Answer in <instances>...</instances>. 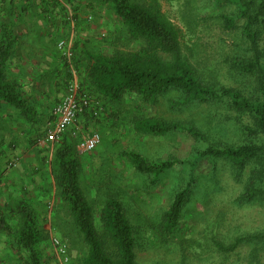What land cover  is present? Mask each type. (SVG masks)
<instances>
[{"label": "rangeland", "instance_id": "obj_1", "mask_svg": "<svg viewBox=\"0 0 264 264\" xmlns=\"http://www.w3.org/2000/svg\"><path fill=\"white\" fill-rule=\"evenodd\" d=\"M133 1L149 4L154 0ZM219 1L156 0L162 13L181 31L183 55L199 70L202 79L218 88L238 89L249 97L254 91V80L238 75L230 64L233 58L246 54L247 44L240 28L229 30L222 20L223 15L234 17L237 8L228 0ZM100 13L95 20H89L88 13H82L83 19L89 24L90 21L92 23L88 27L87 35L91 48L98 51L104 49L108 53H129L143 47L142 42L128 38L112 12L103 9ZM178 98V94L172 93L157 105L150 106L138 98L126 97L116 106L106 104L105 110L99 114L100 120L92 115L88 125L84 126L82 122L78 125L80 137L88 136L92 132H98L102 136L101 144L94 152L82 153L76 146L85 195L93 205L97 219L109 197L114 196L122 201L136 229L138 264H252L253 246L241 245L233 254H224L214 245L219 242L230 246L237 238L264 233V207L258 204L242 205L238 201L244 192L250 170L239 181L233 166L223 159L197 161L198 154L208 145L238 146L248 142L243 129L253 127L252 119L249 116L239 119L237 113L231 112L221 103L203 107L190 106L184 110L176 106L174 110L170 109L169 100ZM137 116L158 117L169 122L188 124L205 137L199 141L187 134H170L161 138L141 135L135 132L132 125ZM1 125L0 120V127ZM4 125L9 126L8 122ZM31 126L30 132L35 131V126ZM19 133H23L22 130L19 129ZM67 137L73 143L77 141L71 133H67ZM7 141L0 139V152L10 151ZM20 144L22 143H17ZM54 150L55 147H51L45 151L54 153ZM123 152L138 153L153 163L179 161L185 165H176L155 180L136 172L122 156ZM12 158L10 156L9 159ZM5 161V158H0V172ZM43 165V170L46 171L48 167L52 172L53 156L47 165ZM38 174L36 176L39 177L36 178L46 179L42 189L48 191V186H51L53 190L49 196L40 198L44 190L39 192L40 188L35 186L34 198H23L22 201L42 209L40 227L45 237L41 247L43 259L46 264H62L53 243V239L58 238L69 249L68 264H82L86 248L80 235L74 231L77 247L72 248L70 242L59 232L65 228L62 223L68 220V216H65L66 210L64 211L55 180L52 175L46 178L45 174ZM8 182L0 180L2 185ZM189 182L192 185L188 186V201L178 233L173 237L164 235L160 229L163 215L175 194L188 188L186 186ZM32 193L28 192L29 195ZM2 194L4 192H0V209L7 215L12 208L15 209L14 204L17 201ZM45 199L47 203L43 206ZM8 204L11 207L6 212L4 209L7 206L4 205ZM53 205L63 209L56 219ZM9 219L12 225L19 226L16 217L11 216ZM7 243V238L0 237V257L3 258L0 264H25L23 261L27 257L10 251ZM260 257L264 264V250L260 251Z\"/></svg>", "mask_w": 264, "mask_h": 264}, {"label": "trees", "instance_id": "obj_2", "mask_svg": "<svg viewBox=\"0 0 264 264\" xmlns=\"http://www.w3.org/2000/svg\"><path fill=\"white\" fill-rule=\"evenodd\" d=\"M9 1L11 4L13 0ZM216 1L218 3L219 0ZM228 2L236 6L237 14L234 17L223 15V23L229 30L240 28L248 47L245 55L233 58L230 64L238 75L254 80V91L249 97L238 89L218 88L202 79L199 70L183 55L181 31L162 13L156 0L149 4L133 0H45L44 5L49 18L53 21L60 19L64 27L78 24L83 12L88 13L89 20H95L103 9L112 12L128 38L143 43V47L134 52L108 53L104 49L98 51L91 48L89 39L83 42L75 35L71 37L72 33L69 32L65 40L66 44L71 40L73 42L72 59L69 61L64 51L59 49V44L64 40L56 31V49L62 54L68 73L64 79L66 89L73 81L75 72L82 91L95 103H101L97 109L98 116L92 113L95 119L100 120L99 114L105 110L106 104L116 106L126 97H135L144 104L155 106L172 93L179 95L178 99L169 100L172 110L175 106L184 110L190 106L203 107L221 103L231 112L237 113L239 119L249 116L253 127L243 129L248 142L238 146L208 145L198 154L197 161L223 159L233 166L239 181L246 177L249 169L244 192L238 201L242 205L258 204L264 207V0ZM19 38L20 36H14L10 24L0 23V101L27 116L33 111L29 102L21 96L18 85L10 82L7 70ZM132 125L136 133L157 138L170 134H187L200 141L205 137L193 126L158 117L137 116ZM71 141L65 134L56 144L53 153L51 175L65 207V216H68V220L62 223L65 228L59 232L70 242L72 248L77 247L74 231L80 235L86 248L82 264H138L136 229L124 204L117 197H109L97 219L93 205L82 188L81 165L76 151L78 142ZM122 156L136 172L155 180L176 165H185L179 161L149 162L135 152H123ZM191 185L189 182L186 187ZM189 187L175 194L164 213L160 226L162 234L173 237L178 233L188 201ZM48 188V191L45 188L42 191V198L49 196L53 190L51 186ZM15 204V209L12 208L7 215L0 209V237L7 238L10 251L27 257L23 261L25 264H46L41 253L45 237L40 227V210L25 201ZM53 207L56 219L63 209H58L55 205ZM11 216L18 219V227L12 225L9 219ZM214 245L224 254H233L241 245L253 246L252 264H262L260 251L264 250V233L237 238L230 246L219 242ZM2 260L1 256L0 262Z\"/></svg>", "mask_w": 264, "mask_h": 264}, {"label": "crops", "instance_id": "obj_3", "mask_svg": "<svg viewBox=\"0 0 264 264\" xmlns=\"http://www.w3.org/2000/svg\"><path fill=\"white\" fill-rule=\"evenodd\" d=\"M44 1L13 0L10 4L9 0H0V23L10 24L14 36H20L8 62V77L10 82L18 85L21 96L29 102L33 111L26 116L22 111L0 101V139L8 140L7 146L10 149L9 152H0V158L6 160L0 172V180L9 181L7 184H0V192H4L2 196L11 197L17 202H22L23 198H34L35 186L40 188L39 192L44 190L42 187L46 179L36 178L39 177L36 176L38 173L40 176L45 174L46 178L52 173L47 167L48 172L43 170V163L47 165L53 156L51 151L45 150L56 145L49 144L44 139L47 129L54 123L52 110L66 93L67 84L64 79L68 74L62 54L56 49L55 36L59 35L66 43V36L71 32V37L75 35L84 42L89 39L88 27L92 25L80 14L78 24L64 27L60 19L53 21L49 18ZM56 31L59 32L58 35ZM91 118L92 111H89L79 124L82 122L84 126L88 125ZM6 122L9 126L4 125ZM31 125L35 126L33 132L29 130ZM19 129L23 133H19ZM18 142L22 144L17 145ZM10 156L13 158L9 159ZM41 163L42 166H39ZM28 192L33 193L29 195ZM46 203L45 199L42 205ZM5 206V209L11 207L10 204Z\"/></svg>", "mask_w": 264, "mask_h": 264}, {"label": "built area", "instance_id": "obj_4", "mask_svg": "<svg viewBox=\"0 0 264 264\" xmlns=\"http://www.w3.org/2000/svg\"><path fill=\"white\" fill-rule=\"evenodd\" d=\"M103 36H105L103 34ZM59 49L64 51L65 56L70 61L72 58L73 42L68 44L62 42L59 44ZM73 81L66 89L63 99L53 108L52 116L54 123L49 126L45 135V141L49 144H57L62 137L71 133L72 137L79 141L77 150L82 153L94 152L101 144V135L97 132L84 137H80L81 131L78 125L83 116L87 112L92 111L95 116H98L99 104L82 91L80 82L78 81L75 72ZM54 246L57 248L62 264H68L67 246L60 239H53Z\"/></svg>", "mask_w": 264, "mask_h": 264}]
</instances>
